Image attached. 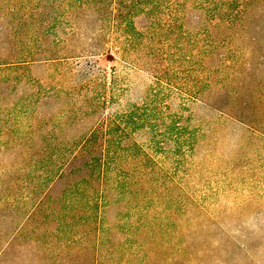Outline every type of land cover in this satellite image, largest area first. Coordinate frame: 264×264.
<instances>
[{"label": "rangeland", "instance_id": "374dc122", "mask_svg": "<svg viewBox=\"0 0 264 264\" xmlns=\"http://www.w3.org/2000/svg\"><path fill=\"white\" fill-rule=\"evenodd\" d=\"M0 264H264V0H0Z\"/></svg>", "mask_w": 264, "mask_h": 264}]
</instances>
